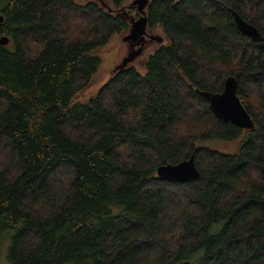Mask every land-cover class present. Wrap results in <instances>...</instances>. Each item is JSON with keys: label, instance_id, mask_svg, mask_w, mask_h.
<instances>
[{"label": "trees", "instance_id": "trees-1", "mask_svg": "<svg viewBox=\"0 0 264 264\" xmlns=\"http://www.w3.org/2000/svg\"><path fill=\"white\" fill-rule=\"evenodd\" d=\"M0 0V246L11 264H264V0H149L162 44L92 96L127 0ZM232 13L260 34L237 29ZM96 51V52H95ZM234 77L253 121L198 92ZM213 141L234 144L231 153ZM211 145V146H208ZM193 155L197 180L156 178Z\"/></svg>", "mask_w": 264, "mask_h": 264}, {"label": "water", "instance_id": "water-1", "mask_svg": "<svg viewBox=\"0 0 264 264\" xmlns=\"http://www.w3.org/2000/svg\"><path fill=\"white\" fill-rule=\"evenodd\" d=\"M100 4L107 7L109 11L111 10L107 4L103 2H100ZM132 6H136L140 16L137 19L131 18L129 20L130 26L127 30V34L122 38V41L131 43L132 47H138L130 51L120 63L114 65L112 69L113 74L128 68L142 53V45L148 25L146 10L149 7V0H132L129 7L131 8ZM232 15L238 31L243 36L253 41L260 39V34L256 28L243 21L236 13H232ZM2 22L3 16L0 13V24ZM156 39L162 42L159 36L156 37ZM8 43L9 39L6 36L0 38V46H6ZM236 87V79L234 77H227L224 80L223 88L220 93L198 92V94L208 102L209 109L216 119L225 123H230L241 130H251L253 129L252 118L236 95ZM155 173L156 178L160 181L176 184H186L197 180L199 177V171L195 166L193 155H191L189 159L174 165H160L156 168ZM177 264H190V262L182 261Z\"/></svg>", "mask_w": 264, "mask_h": 264}, {"label": "rangeland", "instance_id": "rangeland-1", "mask_svg": "<svg viewBox=\"0 0 264 264\" xmlns=\"http://www.w3.org/2000/svg\"><path fill=\"white\" fill-rule=\"evenodd\" d=\"M74 1L80 5H85L88 2H95L97 4H100V2L101 3L103 2L104 4H107L110 8L112 7L109 0H74ZM131 1L132 0H127L125 8L127 7V5L129 6ZM153 29H154V33L157 34L159 36V39L161 38L163 42L164 39H163V36L160 30H158L157 28H153ZM126 34L127 32H123L121 34L115 35L114 37L110 39V41L106 45L96 50L97 51L96 55L100 59V65L98 67L97 72L93 76L92 86L89 89H87V91L84 93V96H83L84 99H87L88 97L92 96L98 91V89L106 82V80L112 76L113 74L112 69L114 68V65L120 63L123 57L127 55V53L125 54L127 45L125 42L122 41V38ZM162 42H159L158 40H156V42H152L150 45H148L144 49V51H146L149 47L155 46L156 43L160 44ZM151 53L152 51H149L147 55ZM135 60H136L135 65L137 66L136 68L140 72H143V67L141 63L145 60V56L143 57L140 55ZM209 144H212L215 149L221 152H224V153H231L236 148V145L234 144L229 145V144L219 142V141H213ZM208 146H211V145H208ZM7 255H8V241H6V243L4 242L0 246V264H11L7 258Z\"/></svg>", "mask_w": 264, "mask_h": 264}, {"label": "flooded vegetation", "instance_id": "flooded-vegetation-1", "mask_svg": "<svg viewBox=\"0 0 264 264\" xmlns=\"http://www.w3.org/2000/svg\"><path fill=\"white\" fill-rule=\"evenodd\" d=\"M127 11H132L131 18L137 19L140 16V14L137 11L136 6H132ZM156 37H158V35L154 33V29L153 28H149L148 25H147V27H146V35H145V38H144V41H143V45H142V54H140L143 57L145 56V60L141 63L142 67L144 66V63L148 59L149 55H151L162 44V43H160V44L156 43L155 46L149 47L146 51H144V49L148 45H150L152 42H156V40H157ZM126 45L127 46H126L125 54L126 53L128 54L130 51H132L133 49H136L138 47V46L132 47L131 43H126ZM150 48H151V50H150ZM149 51H152V53L147 55V53H149ZM135 61L136 60H134V62L132 64H130L129 68H132V67L136 68L137 67L135 65Z\"/></svg>", "mask_w": 264, "mask_h": 264}, {"label": "bare ground", "instance_id": "bare-ground-1", "mask_svg": "<svg viewBox=\"0 0 264 264\" xmlns=\"http://www.w3.org/2000/svg\"><path fill=\"white\" fill-rule=\"evenodd\" d=\"M126 56H127V55H126ZM126 56H125V57H126ZM123 58H124V57H123Z\"/></svg>", "mask_w": 264, "mask_h": 264}]
</instances>
